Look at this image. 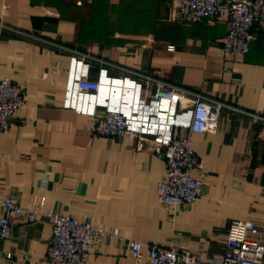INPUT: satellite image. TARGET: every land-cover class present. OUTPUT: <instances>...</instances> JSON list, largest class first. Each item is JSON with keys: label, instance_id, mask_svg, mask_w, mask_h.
I'll return each instance as SVG.
<instances>
[{"label": "crops", "instance_id": "crops-1", "mask_svg": "<svg viewBox=\"0 0 264 264\" xmlns=\"http://www.w3.org/2000/svg\"><path fill=\"white\" fill-rule=\"evenodd\" d=\"M171 2L0 0V21L18 30L0 27V77L23 86L26 98L0 132V197L32 208L44 198L45 209L87 212L94 225L115 230L94 239L84 264H136L126 239L200 251L216 262L232 219L264 223V128L243 112L264 110V29H255L244 56L226 58L223 19L169 20ZM72 55L89 63V78L104 73L87 105L120 102L130 81L147 102L159 80L226 104L214 131L191 133L205 178L191 208L171 210L157 199L166 158L152 136L96 135L93 115L65 105ZM193 100L183 93L175 110L189 111ZM85 102L78 100L81 108ZM50 231L45 220L16 216L1 243L11 256L0 255V264H47Z\"/></svg>", "mask_w": 264, "mask_h": 264}, {"label": "built area", "instance_id": "built-area-1", "mask_svg": "<svg viewBox=\"0 0 264 264\" xmlns=\"http://www.w3.org/2000/svg\"><path fill=\"white\" fill-rule=\"evenodd\" d=\"M208 17H220L225 23L221 36L222 56L241 57L248 51L255 29H264V0H172L168 13L169 20L184 24ZM0 27L18 31L2 21ZM103 75L101 70L98 79L89 78V63L72 55L65 105L93 115L91 130L96 135L117 138L144 136L142 138L147 140V136H152L150 140L156 150L162 151L166 158L164 177L155 184L157 199L171 210L191 208L202 195L205 185L191 147V133L214 131L219 110L226 104L159 80L147 102L139 97L140 83L130 81L132 91L125 90L126 97L122 94L120 102L112 103L111 100L109 104L100 98L87 105V98L100 91ZM183 93L194 95L193 106L189 111L177 112L175 104ZM81 99L86 100L82 108L79 104ZM25 106L23 86L10 76L0 77V132L8 130L15 114ZM243 112L264 128V110ZM43 205L44 198L38 208H32L11 196L0 197V255L11 256L10 252L1 250V243L9 237L13 219L18 215L27 221L45 220L50 225L45 251L47 264H84L94 239L117 235L115 230L94 225L92 215L87 212L75 216L69 212L45 209ZM125 244L136 264H139L142 249L145 250L147 264H264V223L232 219L226 232L225 250L216 262L207 261L200 251L174 249L133 239H126Z\"/></svg>", "mask_w": 264, "mask_h": 264}, {"label": "water", "instance_id": "water-1", "mask_svg": "<svg viewBox=\"0 0 264 264\" xmlns=\"http://www.w3.org/2000/svg\"><path fill=\"white\" fill-rule=\"evenodd\" d=\"M117 93V89L113 90V95H115Z\"/></svg>", "mask_w": 264, "mask_h": 264}]
</instances>
